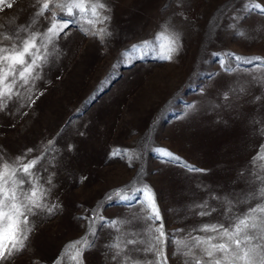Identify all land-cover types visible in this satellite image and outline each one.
<instances>
[{
	"label": "rangeland",
	"instance_id": "374dc122",
	"mask_svg": "<svg viewBox=\"0 0 264 264\" xmlns=\"http://www.w3.org/2000/svg\"><path fill=\"white\" fill-rule=\"evenodd\" d=\"M80 2L0 6V46L11 43L7 35L44 33L51 24L56 37L38 79L0 85L13 93L0 96V165L33 149L37 174L17 171L9 180L30 179L37 198L50 187L46 202L59 205L28 216L26 247L10 264H121L113 245L131 253L124 264H157L153 252H131L142 242L127 244L145 226L143 206L121 201L145 185L163 216L167 264H184L173 255V232L185 239L190 229L217 220L227 227L233 214L264 206V0H83L88 11L73 9L65 27L59 5ZM235 57L261 59L237 67ZM158 148L205 171L165 162ZM82 217H93L91 232Z\"/></svg>",
	"mask_w": 264,
	"mask_h": 264
},
{
	"label": "snow or ice",
	"instance_id": "6c2138e0",
	"mask_svg": "<svg viewBox=\"0 0 264 264\" xmlns=\"http://www.w3.org/2000/svg\"><path fill=\"white\" fill-rule=\"evenodd\" d=\"M4 3L5 0H0V6ZM7 6L11 8L12 4L9 3ZM59 6L62 9L66 8L69 17V19L61 18V22L65 27L76 19L73 9H77L81 13L88 11L83 0L80 3L71 5L60 4ZM99 7L103 9L106 6L101 3ZM42 8L49 10V2H45ZM91 12L96 15L95 5L91 6ZM108 19L109 17L107 16L103 17L105 21ZM53 28H55V24L48 26L44 33L26 34L24 37H20L17 33H12L4 37V39L10 40L11 43L0 46V85L7 84L9 88L18 84L27 86L31 81L38 79L42 75L47 63L48 45L52 44L56 38L52 36ZM37 40H40L39 44ZM41 47L44 48L43 53L40 51ZM171 58L170 55L164 56L166 60H171ZM235 59L238 62L237 67H239V62L251 63L253 60H260L261 58L235 57ZM226 71H231V69H226ZM9 88H5L3 92H0V96L11 100L13 93ZM32 151L33 149H27L23 154L18 155L15 160L3 161L2 165H0L4 170V174L0 175V264H10L15 255L22 252L26 247L28 233L31 231V225L28 221L29 215H36L39 211H46L51 214L59 206L54 203L49 206L46 202L47 196L51 192L50 187H41L40 197L37 198V190L30 179L27 181L19 178L9 180V174L12 177H16L17 171L25 177L37 174L32 173L30 170L35 168L40 157L34 156L29 159L28 153ZM155 151L165 159V162L174 160L182 164L188 171H205L192 168L167 149L158 148ZM24 160H28V163H21ZM26 182L31 190L24 189L23 185ZM46 184L51 185V179H48ZM133 200L138 205L143 206L141 211L143 212L145 226L140 236L127 241V244L143 243V247L133 248L131 252H153L157 258V264H160L161 260H163V264H167V256L164 252L167 237L164 232L163 216L159 211L155 190L151 186L145 185L136 189V193L131 199L125 198L121 202L131 204ZM196 206L195 203L192 205V207ZM199 206L204 207V202L201 201ZM215 210L214 207L209 208L207 211H200L197 215H211ZM225 211H231V208L225 209ZM81 219L89 220V231L91 232L93 217H82ZM107 222L115 224V220ZM193 230L203 233L210 232L214 233V235L193 237L191 236ZM148 232H151V237L145 240L144 233ZM171 235L172 243L178 245L173 255L180 252L184 258V264H264V259L260 258V251L264 249V206L259 204L247 209L243 214H233L232 217H229L227 227L224 223L217 220L216 223L209 222L195 229L188 230L185 239L177 240L176 232ZM187 239H190L191 243L186 242ZM213 241L216 242L213 243ZM113 248L115 250L114 256L121 258V264H124L126 260L132 259L131 253L122 256L123 250L120 249L119 245H113ZM193 249H199L198 254L194 253ZM133 264H140V262L138 259L133 260ZM145 264H151V262L145 261Z\"/></svg>",
	"mask_w": 264,
	"mask_h": 264
}]
</instances>
